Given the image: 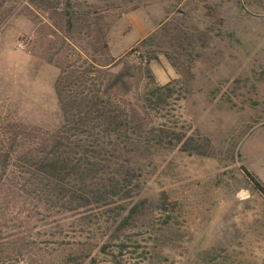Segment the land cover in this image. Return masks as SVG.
Wrapping results in <instances>:
<instances>
[{
  "label": "rangeland",
  "instance_id": "rangeland-1",
  "mask_svg": "<svg viewBox=\"0 0 264 264\" xmlns=\"http://www.w3.org/2000/svg\"><path fill=\"white\" fill-rule=\"evenodd\" d=\"M1 17L0 138L17 133L30 141L35 130L58 127L61 67L85 75L86 90L99 84L103 100L133 107L145 127L190 126L211 142L210 158L151 149L120 160L141 175L133 201L146 200L149 208L122 233V261L264 264V198L239 169L264 185V0H0ZM108 54L113 66H91L105 64ZM146 62L157 85L175 83L163 116L137 106ZM121 70L129 72L130 91H106ZM162 193L174 205L168 212L150 207ZM115 208H95L92 226L60 227L55 215L44 226L31 209L10 207L1 225L23 236L32 253H54L104 241ZM9 264L38 263L25 254Z\"/></svg>",
  "mask_w": 264,
  "mask_h": 264
},
{
  "label": "trees",
  "instance_id": "trees-1",
  "mask_svg": "<svg viewBox=\"0 0 264 264\" xmlns=\"http://www.w3.org/2000/svg\"><path fill=\"white\" fill-rule=\"evenodd\" d=\"M101 49L107 50L104 39ZM115 61L108 54L105 64L92 62L91 66L111 67ZM148 63L140 69L148 82L137 98V106L146 115L160 116L176 94L175 83L157 85ZM59 69L54 86L61 114L58 127L53 131L35 130L30 141L17 133L0 138V264L21 260L25 254L38 264H100L103 260L107 264H127L122 261L127 250L122 233L144 217L149 208L146 200L133 201L140 190L141 175L120 160L127 163L134 154L151 155V149L210 158L214 156L213 147L207 137L191 131L190 126L161 123L145 127L144 119L133 107H121L111 97L103 100L99 84L93 82L92 88L86 90L85 75ZM101 74L96 77L98 82ZM128 77L129 72L124 70L112 74L106 91L127 94ZM239 169L264 198L261 181L244 166ZM115 197H120L119 205ZM114 204V215L105 221L101 234L104 241L95 245H70L54 253H32L23 236L1 225L8 223L7 210L12 207L31 209L40 217L34 220H41L44 226H49L47 219L55 215L60 227L66 222L70 226L87 227L93 225L90 218L95 208L108 209ZM173 206L167 203L164 193L154 206L150 205L151 209L164 212ZM170 220L166 215L165 223Z\"/></svg>",
  "mask_w": 264,
  "mask_h": 264
}]
</instances>
